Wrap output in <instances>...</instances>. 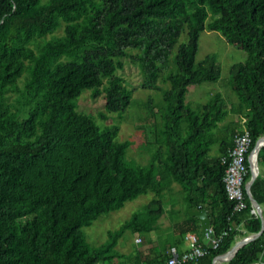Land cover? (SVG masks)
Segmentation results:
<instances>
[{
	"label": "trees",
	"instance_id": "1",
	"mask_svg": "<svg viewBox=\"0 0 264 264\" xmlns=\"http://www.w3.org/2000/svg\"><path fill=\"white\" fill-rule=\"evenodd\" d=\"M206 29L247 53L230 67L228 82L238 99L231 111L243 121L225 131L220 124L230 110L221 92L196 106L186 102L191 85L222 75L216 53L197 60ZM126 58L141 64L144 88L162 92L159 102L150 96L145 103L153 118L145 165L128 158L132 142L119 139L118 123L102 127L76 104L89 89L107 112L123 116L134 99L118 73ZM244 130L252 151L264 135V0H0V264H154L173 247L182 253L188 233L207 253L184 264H212L262 228L249 195L247 207L235 211L224 181V158ZM259 165L252 193L264 205V147ZM175 183L187 211L172 208L169 239L154 244L155 256L145 261L140 252L120 251L126 231L143 241L160 230ZM149 192L154 196L106 241L89 243L85 226ZM197 208L209 213L210 238L191 214ZM213 238H220L217 247ZM263 263L264 230L224 264Z\"/></svg>",
	"mask_w": 264,
	"mask_h": 264
},
{
	"label": "rangeland",
	"instance_id": "2",
	"mask_svg": "<svg viewBox=\"0 0 264 264\" xmlns=\"http://www.w3.org/2000/svg\"><path fill=\"white\" fill-rule=\"evenodd\" d=\"M47 0H42L46 2ZM62 30L59 31L61 33ZM216 53L221 63L222 75L216 82H203L201 84L191 85L186 97V102L192 106H196L199 103L206 102L214 92H221L224 98L227 100L228 109L230 110L229 116L220 125V131H225L227 128L233 126L236 122L242 123V117L232 113V104L237 103L238 99L236 94L232 91L228 84L231 74L230 67L232 64L240 61H245L247 53L240 49L237 45L230 44L225 39L224 35L217 31L206 29L201 34L200 47L197 54V60H202L207 54ZM125 67L122 70H118V73L125 79L126 84L134 89L133 104L123 114V116L117 113H109L106 111L105 102L102 96L94 97L92 90L86 89L76 99L78 110L85 112L95 118L97 123L104 127L113 123L120 125L119 139L131 140V145L128 150V158L133 159L139 164L145 165L148 163L150 153L147 148L146 130L150 131L153 126V118L147 110L145 103L150 96L155 101L159 102L162 97V92L147 89L142 86L145 80V74L140 63L133 62L131 59H124ZM173 64V58L170 59V66ZM166 74V69L162 72L159 84L166 88L169 86V82L163 81V76ZM20 85H23L22 79ZM16 95V94H15ZM101 114L107 115L104 119ZM218 151L217 145L213 148V153ZM263 169V168H262ZM180 184L174 185V189L167 195V200L171 202L170 206L166 207V213L161 218V228L157 232H151L145 234L142 242H137V235L131 231H126L119 239L117 248L125 253L139 252L140 249L146 247L149 244V239L152 238L156 247L159 246V242L165 243L169 239L171 223L175 221L172 215V208L178 213H185L187 211V204L182 193ZM154 196L153 192L142 194L135 200L126 202L125 206L119 210L110 212L109 214L102 215L95 220L90 226H85L83 230L86 233L87 240L92 246H97L108 239V232L118 229L127 219H129L132 213L141 208L146 202H148ZM190 210V209H189ZM163 238V240H161ZM241 238V237H239ZM238 238V239H239ZM190 243L185 240L181 245V248H189ZM224 264V263H222Z\"/></svg>",
	"mask_w": 264,
	"mask_h": 264
},
{
	"label": "built area",
	"instance_id": "3",
	"mask_svg": "<svg viewBox=\"0 0 264 264\" xmlns=\"http://www.w3.org/2000/svg\"><path fill=\"white\" fill-rule=\"evenodd\" d=\"M233 140L234 145L230 150L229 160L227 161V159L224 158V162L228 163L224 181L229 198L235 201V211H241L247 207L246 195H249L247 188L249 180L246 181V176L253 163V152L250 151L252 136L248 130H244L243 132L236 133ZM252 207V213L258 214L256 208L253 205ZM136 241L141 242L142 238L137 237ZM186 241L190 243L189 249L180 253L173 247L170 251V256L165 262H156L154 264H184L197 261L207 253V250L202 246L195 233H188L186 235ZM212 241L214 246L217 247L220 238H213ZM97 264L107 263L98 262ZM142 264L149 263L144 262Z\"/></svg>",
	"mask_w": 264,
	"mask_h": 264
},
{
	"label": "water",
	"instance_id": "4",
	"mask_svg": "<svg viewBox=\"0 0 264 264\" xmlns=\"http://www.w3.org/2000/svg\"><path fill=\"white\" fill-rule=\"evenodd\" d=\"M262 147H264V135H262L257 140V142L255 143V146L252 150V152H253V161L252 162L253 163L251 166V177L247 183L249 198L252 202V205L256 208L258 215L262 219L261 231L258 233L250 234L248 236L241 237V238L237 239L236 242L232 245V247L229 250H227L223 254L216 256L214 258L212 264H222V263L230 261L235 256V254L238 252V250L241 247H243L247 243H249V242L253 241L254 239H256L257 237H259V235L264 230V212H263L261 204L258 202V200L254 197V195L252 193V184L255 181V179L258 177V175L260 174L259 152H260ZM191 214L200 219L201 226H202V238L203 239H205L207 237L209 238L211 233H212V221H211V218L209 216L208 211L206 209H201V208L191 209Z\"/></svg>",
	"mask_w": 264,
	"mask_h": 264
},
{
	"label": "crops",
	"instance_id": "5",
	"mask_svg": "<svg viewBox=\"0 0 264 264\" xmlns=\"http://www.w3.org/2000/svg\"><path fill=\"white\" fill-rule=\"evenodd\" d=\"M262 206V209H263V212H264V205H261ZM138 237V236H137ZM136 237V238H137ZM208 238V237H207ZM206 238V239H207ZM183 251L189 249V248H181ZM141 253V259L142 261H145V259L147 258H151V257H154L155 256V249L153 248V244L149 243L146 247L140 249L139 251Z\"/></svg>",
	"mask_w": 264,
	"mask_h": 264
}]
</instances>
